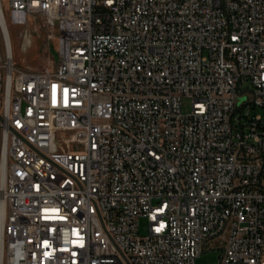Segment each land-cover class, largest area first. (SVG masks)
<instances>
[{"label": "built area", "instance_id": "1", "mask_svg": "<svg viewBox=\"0 0 264 264\" xmlns=\"http://www.w3.org/2000/svg\"><path fill=\"white\" fill-rule=\"evenodd\" d=\"M11 26L57 59L17 67ZM253 108L264 0H0V264H195L214 239L264 264Z\"/></svg>", "mask_w": 264, "mask_h": 264}, {"label": "rangeland", "instance_id": "2", "mask_svg": "<svg viewBox=\"0 0 264 264\" xmlns=\"http://www.w3.org/2000/svg\"><path fill=\"white\" fill-rule=\"evenodd\" d=\"M24 26H11V45L13 49L14 64L22 69L39 70L43 67L52 64V61L57 59L56 54V40L53 37L50 40L48 48H44L45 31L43 28L38 30V33L31 38V42H27V37H21L20 34L24 30ZM242 89H251L247 82L242 83ZM247 95L242 96L239 100L245 101ZM190 110L189 99H183L182 111L188 112ZM252 114L259 115L264 118V109L253 108ZM147 231V223L145 219L139 220V235L143 236ZM223 247L220 239L211 240L205 252L196 258L195 264H218L221 249Z\"/></svg>", "mask_w": 264, "mask_h": 264}, {"label": "snow or ice", "instance_id": "3", "mask_svg": "<svg viewBox=\"0 0 264 264\" xmlns=\"http://www.w3.org/2000/svg\"><path fill=\"white\" fill-rule=\"evenodd\" d=\"M34 2H37V0H34ZM163 226V225H162ZM157 230H159V229H157Z\"/></svg>", "mask_w": 264, "mask_h": 264}]
</instances>
